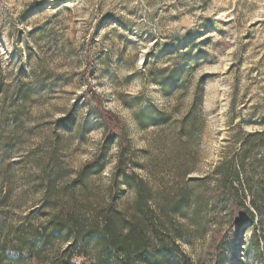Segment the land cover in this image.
Returning a JSON list of instances; mask_svg holds the SVG:
<instances>
[{
  "label": "rangeland",
  "instance_id": "374dc122",
  "mask_svg": "<svg viewBox=\"0 0 264 264\" xmlns=\"http://www.w3.org/2000/svg\"><path fill=\"white\" fill-rule=\"evenodd\" d=\"M105 220L264 264V0H0L3 264H97Z\"/></svg>",
  "mask_w": 264,
  "mask_h": 264
},
{
  "label": "trees",
  "instance_id": "16d2710c",
  "mask_svg": "<svg viewBox=\"0 0 264 264\" xmlns=\"http://www.w3.org/2000/svg\"><path fill=\"white\" fill-rule=\"evenodd\" d=\"M239 210V205L235 200H232L231 207ZM252 218V216L250 215ZM114 225L109 220H105L104 230L99 233L100 242L104 245L102 254L99 256L97 264H162V261L169 264H193L185 257L178 249L166 247L163 240L157 236L161 248L157 249L149 244V240L142 229H130L124 234L119 230L114 229ZM95 232H91L88 236H95ZM77 239L73 241L70 248L64 252V256L54 264H74L72 263L73 254L77 257L85 255V246L83 243L76 248ZM85 240H82L84 242ZM46 242L41 243L45 248ZM76 248V251L74 250ZM6 249V248H5ZM5 249H0V264L6 260ZM12 253L17 254L16 262L20 264H41L39 251L34 247H25L21 244L11 248ZM27 251L25 257L23 251ZM14 251V252H13ZM14 262V261H12Z\"/></svg>",
  "mask_w": 264,
  "mask_h": 264
}]
</instances>
